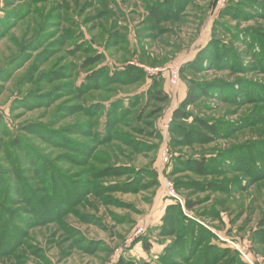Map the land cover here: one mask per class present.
Returning a JSON list of instances; mask_svg holds the SVG:
<instances>
[{"label": "rangeland", "instance_id": "rangeland-1", "mask_svg": "<svg viewBox=\"0 0 264 264\" xmlns=\"http://www.w3.org/2000/svg\"><path fill=\"white\" fill-rule=\"evenodd\" d=\"M161 1L0 0V264H160L159 257L169 259L165 249L174 241L179 248L183 235L192 237L191 248L210 235L215 247L229 251L218 263L219 253L201 254L199 264H264V174L245 170L241 162L249 155L238 150L237 158H218L222 167L200 173L192 165L253 143L264 151V0H192L181 20L155 25L147 9ZM114 33L119 40L111 39ZM223 46L229 60L209 63ZM199 54L208 55L203 70L186 71ZM92 57L111 72L134 65L146 79L78 99L65 85L83 83L90 69L80 67ZM158 77L169 96L163 111L152 115L155 102L146 108L142 102L128 116L125 108H113L122 122L108 131V101L144 94ZM189 78L214 92L188 107L189 117L174 129L210 140L199 144L193 137L192 144L174 146L173 115ZM239 81L246 85L233 102ZM92 112H98L94 120ZM195 117L222 122L230 131L222 125L219 132L200 129ZM89 123L99 124L95 131L109 141L98 146L99 138H89ZM83 144V153L93 157L86 161L94 168L89 175L81 167ZM166 148L168 163L162 161ZM122 169L129 173L120 176ZM71 182H91L94 192L79 202L76 195L77 204L65 212ZM168 182L178 200L169 196ZM188 201L196 204L192 210ZM169 205L179 206L182 225L171 237L162 232Z\"/></svg>", "mask_w": 264, "mask_h": 264}, {"label": "trees", "instance_id": "trees-1", "mask_svg": "<svg viewBox=\"0 0 264 264\" xmlns=\"http://www.w3.org/2000/svg\"><path fill=\"white\" fill-rule=\"evenodd\" d=\"M192 0H163L157 4L151 5L147 10H148V14H149V22L155 23V25H158L162 22H177L179 20H181V15L185 13V9L186 7H188L189 4H191ZM194 1V0H193ZM234 1H231V5H234ZM177 3H182L183 6L181 8H179V6L177 5ZM240 4H244L242 2H240ZM172 5L173 7H171V10L167 11L168 6ZM225 13V14H224ZM235 13V12H234ZM224 15H227V11L223 12ZM66 34L63 36V38L65 40H69L70 36ZM113 36L111 37L114 38L113 40H119V38L116 37V33L112 34ZM248 44V43H247ZM250 50H252V54H255V49H254V42L250 41ZM229 51V50H228ZM225 49V46H223V48H218V51L215 50L214 52V57L215 60L209 61V63L211 62H215L216 64V60L218 63H223L226 62L227 60H229V58L227 57V52ZM208 55L203 54V56H201L200 54L197 55L195 57V59L188 63L187 66L185 67L186 71H199V70H203V65L205 63H208ZM102 60L97 59V58H88L85 64V66L80 67V69L83 67L90 69L89 71L86 72V75L84 77V81L83 83H81V85L79 87H75L73 85V83H71V85H65L67 86V88L72 91V94L74 96H76V98H81V99H86V97H90L91 95H93L95 92H98L101 94H105L108 92L111 93H115L117 89L116 86H136V85H140L141 82L144 80V78L146 79V73L142 70L139 69L138 67L131 65V66H126L124 67L122 70H113V72H111V70L105 66H101V67H97L98 64H100L99 62H101ZM73 65V64H72ZM70 71V70H69ZM63 73L61 74V76H66L68 79L71 78L70 73H65L64 71H62ZM60 73V72H59ZM70 84V83H69ZM239 86L234 90H232V92L234 93V97H233V102H237L238 100L241 99H237L240 98L239 93L242 88H244V86L246 85L245 82L243 81H239ZM223 89V88H221ZM105 92V93H104ZM212 89L210 88V86L207 85H201V84H196L194 81H192L190 78L188 79V90H187V95L185 97V99L182 101L181 105L175 110L174 115H173V119L175 121L174 125H173V129H172V134H173V140L172 143L174 146H180V147H184L187 146L189 144H192L195 142L194 139H192L193 137L197 138V143L199 144H206L209 140H207L206 137H202L200 139H198L200 136V134L198 133H194V131H181L179 132L178 130H176V128L174 129V127H180L181 126V121L184 120L185 117H189L186 113H187V108L194 106L198 100H200V98L202 97H209L212 95ZM71 94V95H72ZM245 95V94H244ZM250 98H254V97H250ZM264 98V97H263ZM248 98H246V96H244V100ZM258 100V99H256ZM169 101V96L168 94L165 92L164 88L162 87V80L158 77L155 78L152 81L151 86L147 87V90L144 92V94H138L134 97H127L126 99H115L113 101H108L109 103V108L110 110L116 107H119L120 110L121 108L124 109V116H128L129 114H131V112L133 111L134 108H137L138 105H140L142 102H144L145 108L147 107V105H150L151 102H155L158 106V108L156 109V111L154 113H152V115H159L163 109L164 106L168 103ZM106 103V102H105ZM100 104V103H98ZM127 104V105H126ZM124 105H126L124 107ZM128 106V107H127ZM92 107V106H91ZM88 107V108H91ZM100 109H103L102 105H100ZM106 109V108H105ZM107 110L105 113V116H107V120L105 122H107V125L105 123V127L109 129L111 128L112 124L114 125V123L116 124L117 122H122V119L120 120V117H116L114 118V112L111 110ZM126 110H130V111H126ZM95 111V110H94ZM93 111V112H94ZM91 113L88 114V118L90 120H94V118L97 117L98 112L96 113ZM114 118V119H113ZM125 119V118H124ZM119 120V121H118ZM194 123L199 126L200 129H207V130H211V131H215V132H219V130L217 129L218 126H224V130L229 132V125H226L222 122H218L217 124H210V123H206V121H204L203 119H200L198 117H195L194 119ZM90 125H88V136L89 138H91L92 140L99 138L100 143L98 144V146L103 145V142L109 141V138H104V136L102 138H100V131H95L96 128H99V124H93V123H89ZM238 124V123H236ZM252 124V123H250ZM257 123H255L252 126H256ZM90 126V127H89ZM92 129V131H91ZM80 146V145H79ZM0 147H4V145L2 144V146L0 145ZM236 148V147H234ZM139 149V148H136ZM135 149V150H136ZM81 154L83 156L84 159H82V163H81V167L85 168V173H83L84 175H89V173L93 172L90 170H88V168H92L90 165V162H86L88 159L89 160H93V157L90 155V152L87 153H83L84 151H88V146H85L84 144L81 145ZM234 150H238L237 152H239L240 154H242L243 152H247L249 155V160H247V162L245 161V163L241 162V164L243 165V168H247L245 170L253 172L254 174H264V151L261 149H258L257 145L255 143H253L252 145H248V146H244L241 148H236V149H228L225 151H222L220 153V151L217 153V156L214 157V155H212V153L209 155H205L204 157H202L201 159H195L192 161V165L194 166L195 170L199 171L200 173H203L206 168H212L214 166H218L222 163L217 162L220 158L226 160L227 158L230 157H236L238 155L234 154ZM9 157V155H6V158ZM219 158V159H218ZM176 162L177 159H175ZM231 161H229L230 163H234L233 165L237 166V160H235L234 158L230 159ZM253 161V162H252ZM231 163V164H232ZM221 166V165H220ZM222 167V166H221ZM239 167V166H237ZM217 172L218 170H222L220 169V167H215ZM94 168H92L93 170ZM250 169V170H248ZM214 170V169H212ZM115 173V175H118V172L116 170L110 171V174ZM81 173V172H79ZM105 173V172H104ZM129 171L127 169H122L121 172H119L120 176L128 174ZM258 174V175H259ZM92 175L94 176L95 174L92 173ZM97 175V174H96ZM107 175L108 172H107ZM82 178V177H79ZM93 178V177H92ZM136 178L137 174H136ZM95 179V178H93ZM62 181H67V179L65 177H62ZM69 181V179H68ZM135 181L132 180L131 184H134ZM209 184L212 185V183H208L207 187L209 189L210 188ZM71 186H72V195L73 197H68V200L70 199V202L72 200V203H66V205L63 204V208H65V212H67L69 210V208H73L74 204L76 205L77 203L75 202L76 200H74L75 196L77 195L80 199L77 201L79 202L82 198L83 201L84 199L87 198L88 195L92 194V192H94V189H89L91 187V182L90 183H85L83 182V184H79V183H75V182H71ZM69 190V189H68ZM75 202V203H73ZM82 202V201H81ZM187 209L188 210H192L196 204L192 203L191 201L187 202ZM179 206L178 205H169V207L167 208V212L166 215L163 219V233L166 236H176L179 233V229H181V220H179L180 218L177 216V212L178 211ZM60 212V211H58ZM62 217V216H61ZM187 226L185 225V228ZM183 233V231H182ZM209 238V239H208ZM210 235L207 236H203L199 238V240L197 239L196 242H200L198 244H193V247L191 248L190 244L191 241L193 240L192 237H188L183 235L181 241L179 242V248H174L173 245H175V241L174 243L167 247L165 249L166 254H168L169 259H167L165 256H161L159 257V262L160 264H199V261H203V257H199L201 254L207 255L208 253L210 254H217L219 253V257H218V262H223L225 260V258H228L227 252L229 251H223V250H219L217 247H215V245H213L210 242ZM144 249L146 251H150L151 250V245L148 244H144ZM217 256V255H216ZM233 259V256H232ZM179 260V262L177 261ZM222 260V261H221ZM229 261H231V259H228ZM233 261H235L233 259ZM236 263V261H235ZM234 263V264H235ZM119 264H125L124 262H120ZM143 264H151V263H146L144 262ZM239 264V263H237Z\"/></svg>", "mask_w": 264, "mask_h": 264}, {"label": "built area", "instance_id": "built-area-1", "mask_svg": "<svg viewBox=\"0 0 264 264\" xmlns=\"http://www.w3.org/2000/svg\"><path fill=\"white\" fill-rule=\"evenodd\" d=\"M178 80H179V71H178V69L172 70L171 74H170V82H171V84L176 85ZM170 158H171V155H170L168 149L167 148L164 149V151L162 152V161L164 163H168L170 161ZM167 188L169 190V196L178 200L176 194L174 193V185L171 182L167 183Z\"/></svg>", "mask_w": 264, "mask_h": 264}]
</instances>
